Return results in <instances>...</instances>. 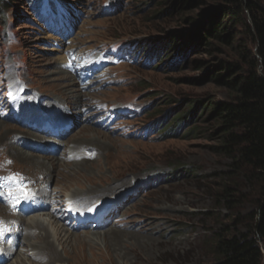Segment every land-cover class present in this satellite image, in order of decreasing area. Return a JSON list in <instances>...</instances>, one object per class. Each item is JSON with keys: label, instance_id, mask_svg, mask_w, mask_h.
I'll return each mask as SVG.
<instances>
[{"label": "rangeland", "instance_id": "obj_1", "mask_svg": "<svg viewBox=\"0 0 264 264\" xmlns=\"http://www.w3.org/2000/svg\"><path fill=\"white\" fill-rule=\"evenodd\" d=\"M0 1L4 2L0 6V107L5 101L2 91L7 93L6 87L18 82L29 90L22 95L31 107L28 111L32 112L35 104L47 109L58 100L66 115L81 112L82 119L72 123V132L63 140L66 145L59 144L57 155L22 147L46 165L48 158L54 157L60 166L79 173L62 178L58 185L52 181L50 190L66 201L86 192L85 196L92 198L87 201L96 206L98 192L107 191L121 179L133 185V190L122 196L117 206L120 212L107 228L71 230L70 240L58 237V241L54 235L63 258L53 264H214L215 238L226 232L246 231L247 217L256 209L264 186L263 181L248 182L244 172H232L233 159L217 149L222 143L217 124L202 113V105L231 99V90L214 79V75L225 73L217 71L219 63L237 66L238 74L255 65L262 72L257 44L249 32L239 28L230 45L198 41L192 38L197 29L192 19L199 9H183L176 0ZM67 14L78 21L74 31L66 37L51 32L50 23ZM130 44L136 46L130 60L122 61L120 53L109 54L117 64L98 73L86 91L63 65L66 52L107 51L115 45L118 52H125ZM69 84L75 85L70 87L75 97L65 101L61 94ZM76 91L82 92L83 102L88 104L81 111L68 107V101H77ZM196 102L201 107L194 110L191 106ZM98 104L124 109L125 119L113 125L114 129L95 125L92 117ZM37 109L46 116L48 111L42 106ZM182 121L186 123L179 125ZM0 123L7 125L10 133L17 132V139L11 135L8 140L9 134L0 132V175L19 173L32 183L44 178L41 172L45 169L18 160L8 148L24 146L21 143L27 129L1 118ZM82 126L105 133L103 139L95 141L87 136L88 141L80 145L86 148L77 155L94 157L87 163L65 158L68 149L85 137L79 133ZM66 169L64 174L69 171ZM227 188L233 197L225 196ZM84 201L76 205L85 207ZM50 211L34 215L55 231V221L47 215ZM136 226L143 230H136ZM132 232L136 237L127 234ZM24 238L21 235V241L27 242ZM24 252L17 249L21 254L4 264H16L21 258L25 264L40 263L36 257L29 261Z\"/></svg>", "mask_w": 264, "mask_h": 264}, {"label": "trees", "instance_id": "obj_2", "mask_svg": "<svg viewBox=\"0 0 264 264\" xmlns=\"http://www.w3.org/2000/svg\"><path fill=\"white\" fill-rule=\"evenodd\" d=\"M183 8L199 9L192 19L197 29L192 35L198 41L210 44L219 41L232 44L234 32L246 29L257 44L258 65L238 74V67L219 63L214 75L217 83L225 85L231 99L202 105V113L217 124L222 143L217 148L222 155L233 159L232 172H244L248 182H264V7L261 0H176ZM4 2L0 1V6ZM238 32V31H237ZM195 105V106H194ZM201 107L197 102L194 110ZM206 111V113H205ZM182 121L181 124H185ZM232 173H229L231 175ZM232 176V175H231ZM230 188L225 196L233 197ZM232 202L233 200H229ZM245 232L218 234L215 238L214 264H264V186L256 209L248 215Z\"/></svg>", "mask_w": 264, "mask_h": 264}, {"label": "bare ground", "instance_id": "obj_3", "mask_svg": "<svg viewBox=\"0 0 264 264\" xmlns=\"http://www.w3.org/2000/svg\"><path fill=\"white\" fill-rule=\"evenodd\" d=\"M87 66H89V65H87ZM71 86H75V85L74 84L67 85V90H66L65 87H63V89H64L63 92L64 93L61 94V98L64 99L65 101L75 97V95L73 96V94L70 93L72 91L70 89ZM77 93H78L77 94V96H78L77 101L75 103H73V101H68V103H69L68 107H71L70 110H72V109L73 110L74 109L75 110L76 109H80V111H81V109L83 110V108L87 107L88 104L83 102V94H82V92H77ZM29 97H30V99L32 101L33 97L32 96H29ZM24 100H26L25 97H24ZM39 106L40 107L42 106L43 109L48 111L47 113H45V115H46L45 117L54 118V116H64V115H66V112H65L66 110L63 109V107L61 106V102L58 101V100H54V102L49 103L50 107L47 108V109L42 104L33 105V109L36 110L37 108H39ZM27 112L31 113V111H27ZM66 117H67L66 119H68V120H66L67 124H71V125H72V123H75V122L79 121V119H82L81 118V112L79 114L73 112L72 114H69V116L67 114ZM65 126H68V125H65ZM8 129L9 128H8L7 125H5L3 123H0V132H5V134H9L8 137H7V140L10 138L11 135H13V136L15 135L14 138L17 139V132H15L13 130V132L10 133ZM90 129H91V127H88V126H82L79 129V133L82 132L83 136H85V137L82 140H80V138H78V140H80V141H78L77 144H75L71 148H69L68 151L66 150L67 153H65V158H69L68 159L69 161L72 160V161L85 162V163L91 161L94 158L93 156L92 157L91 156H87L84 153H81V154H78V155L76 154L77 151H83L86 148V147H83L81 149L80 145L84 144V143H82L83 141H88L87 140V136H90V138L92 137V139H93L92 141H95L96 139L100 140V139L104 138V136H102V134L104 135L105 133H103V132L101 133V132L90 130ZM23 134H24V144L25 145H27L29 143L30 144L32 143V142H29V139L31 138V136L34 137L33 138L34 140H36L34 143H37L39 141L42 142V140H40L39 137L34 136L33 133H30V132L27 131V132H25ZM62 138H64V136H62ZM21 140L23 141V139H21ZM54 141H56V139H54ZM64 142L65 141H62L60 143V145L65 144ZM20 143H21V141L19 140L18 144H20ZM24 146H13V145L11 146V145H9L8 148L11 151V154L15 158H17L18 160L24 161L25 163L27 162L29 164L33 163V164H35V166H38V168L40 167L41 170L45 169L44 172H41L44 175V178H42L41 180L40 179H33V183L36 184V186H37V188H36L37 193L42 198L45 199V202H43V206H41L39 211H45V208H47V202L50 203V204L55 203V205H56L55 206V210L56 211L58 210V207L61 206V204H68L67 202H69V201L74 202V204L76 205V204H78V202L85 200L84 204L82 206H90V203L87 200H92V198L89 197L88 195L86 197L85 196L86 192L83 195L82 194H78V193L74 194L71 197V199L66 201V200H64L65 197L63 195L61 196L60 199H58L59 197L57 196V194L55 196L54 195V191L50 190L49 184L52 181H55V184L58 185L59 180H61L62 178H63L62 180H64V178H68V176L72 177V176H74L76 174H79V173H77L76 171H73V170L66 169L63 166H60L59 163L55 162V158L54 157L48 158L49 159V162H48L49 165H46L45 162L40 161V160L37 159V155L30 154V153H27L25 151H22V147H24ZM46 146H48V145H46ZM63 154H61V155H63ZM13 156H12V158L14 159ZM64 164H66V166L69 165L68 161L64 162ZM63 169L69 170V171H67V174L63 173L64 172ZM59 173H63L64 175L60 176ZM41 185H43V187ZM7 189L10 190V188H7ZM11 189H15V187H12ZM132 190H133L132 182L129 181V180L123 181V179H121L118 184H115L111 188L107 189V191L104 190V192H98L97 190H95V192H98V194H96L95 196L99 195L98 198H100L99 199L100 201H99V203L97 205H99L100 202L110 201V199H111V202L113 200H119V199L121 201L122 196L126 195L127 193H129ZM109 196H110V198H109ZM111 196L113 198H111ZM121 208H122V205H121ZM2 213L6 214L7 217L2 216ZM61 213H63L62 210L61 211H57L56 213H53V210H52V211L47 213L48 217H50L52 220L55 221L56 227L58 228V229H55V231H54V230H52L53 227L52 228L50 227V224L48 225L46 221H44L42 218H40L37 215H36L37 217L35 215H33L34 217H32L30 220H26L25 221V220H23V218H18V220H17L16 216L12 215L13 211L8 207V205H5V207L0 206V221H2V222H6V221L7 222H14L15 219H16L17 224H18L17 230H16V231H18L17 234L19 235L18 236V241L16 242V246L13 247V245H12L11 246L12 248H8V252L10 253V255L14 257L16 254H18L17 253V249H22V252L24 250L27 251V252H24L23 254L24 255L28 254V256L30 257V258H28L29 261H32V260H35V259L36 260L40 259V263L39 264H44V263L45 264H53V263H56L58 261H59L58 263H60V261L62 260L63 257H60V255L58 254L57 244L52 238H54V235H55V236H57V238L58 237L59 238L63 237V240L65 238H68V240H70L69 239V237L71 236V234H70L71 232L70 231L72 230L71 228L68 227V225H66L65 223H62L63 222L62 220H59V214H61ZM94 218H95V216H91L90 218H88V220H85L83 222L86 223L88 221H92ZM107 219H109V218H107ZM114 224H116V223H114ZM108 226L109 225L107 223H105L100 228L98 226L97 227L90 226V227H88V230L105 229ZM112 228H114V227L112 226ZM124 228L126 229V227H124ZM136 228H139V226H136ZM39 229H41L44 233H42V231L39 232L40 231ZM141 229L142 228H139V229H136V230L140 231ZM88 230H86V231H88ZM111 231H113V230L111 229ZM127 234L130 235V236H135L136 235V234H134V232L127 233ZM21 235H22V238L25 237L24 239L27 242L21 241ZM62 235H64V236H62ZM116 235L117 234H114V236H116ZM30 238L35 239L36 242L31 240ZM59 238H58V241H59ZM56 248H57V250H56ZM64 251H65V248H64ZM18 252H19V250H18ZM30 253H32V254L30 255ZM19 254H21V253H19ZM66 254L69 255L68 252H66ZM11 256H10V258H11ZM34 257H36V258L33 259ZM67 257L71 258L72 256H67ZM75 258L76 257H74V259ZM23 260L24 259H22V258L20 260L17 259L16 264H25V262ZM6 262H4V263H6Z\"/></svg>", "mask_w": 264, "mask_h": 264}]
</instances>
